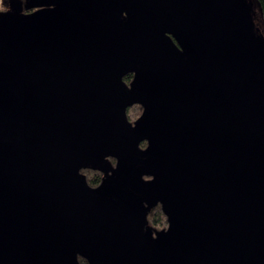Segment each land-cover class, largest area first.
<instances>
[{
	"label": "water",
	"instance_id": "95a60500",
	"mask_svg": "<svg viewBox=\"0 0 264 264\" xmlns=\"http://www.w3.org/2000/svg\"><path fill=\"white\" fill-rule=\"evenodd\" d=\"M24 1L0 11V264H264L258 1Z\"/></svg>",
	"mask_w": 264,
	"mask_h": 264
},
{
	"label": "trees",
	"instance_id": "16d2710c",
	"mask_svg": "<svg viewBox=\"0 0 264 264\" xmlns=\"http://www.w3.org/2000/svg\"><path fill=\"white\" fill-rule=\"evenodd\" d=\"M9 0H1V7L0 11L2 10H7L9 8L8 4ZM23 1V11L25 12H30L32 11L31 9L28 8V6L25 4V1ZM260 9L262 12V19L264 22V0H257ZM131 79H133V75L128 74L124 77L125 82L128 84ZM143 107L140 104H134L133 106L129 107L127 110V116L130 121L136 120L142 113ZM147 146V142H142L141 147L145 148ZM113 163H115L114 159H111ZM82 173L86 175V179L89 183V185L96 187L101 183L102 179V173L99 172L98 170H94L91 168H83L81 170ZM148 222L149 225L157 230H161L167 227L168 221H167V216L163 212L161 205L155 206L150 213L148 214ZM79 264H90L89 261L81 256L78 257Z\"/></svg>",
	"mask_w": 264,
	"mask_h": 264
},
{
	"label": "flooded vegetation",
	"instance_id": "af4514ba",
	"mask_svg": "<svg viewBox=\"0 0 264 264\" xmlns=\"http://www.w3.org/2000/svg\"><path fill=\"white\" fill-rule=\"evenodd\" d=\"M129 74H131V75H133V76H134V74H133V73H129ZM127 75H128V74H127ZM131 80H132V79H131ZM129 83H130V82H129ZM129 83H128V84H129Z\"/></svg>",
	"mask_w": 264,
	"mask_h": 264
},
{
	"label": "built area",
	"instance_id": "2783aa9c",
	"mask_svg": "<svg viewBox=\"0 0 264 264\" xmlns=\"http://www.w3.org/2000/svg\"><path fill=\"white\" fill-rule=\"evenodd\" d=\"M0 7H1V0H0Z\"/></svg>",
	"mask_w": 264,
	"mask_h": 264
}]
</instances>
